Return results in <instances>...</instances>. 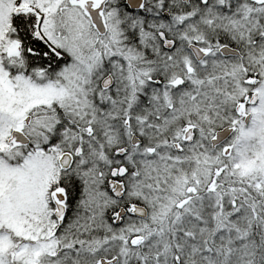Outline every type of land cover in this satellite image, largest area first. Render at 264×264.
Listing matches in <instances>:
<instances>
[{
    "label": "snow or ice",
    "instance_id": "1",
    "mask_svg": "<svg viewBox=\"0 0 264 264\" xmlns=\"http://www.w3.org/2000/svg\"><path fill=\"white\" fill-rule=\"evenodd\" d=\"M0 264H264V0H0Z\"/></svg>",
    "mask_w": 264,
    "mask_h": 264
}]
</instances>
